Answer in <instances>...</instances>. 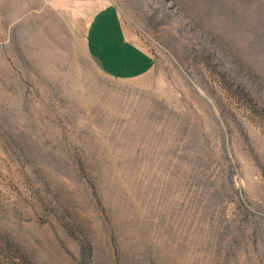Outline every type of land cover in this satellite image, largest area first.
I'll use <instances>...</instances> for the list:
<instances>
[{
	"label": "rangeland",
	"instance_id": "rangeland-1",
	"mask_svg": "<svg viewBox=\"0 0 264 264\" xmlns=\"http://www.w3.org/2000/svg\"><path fill=\"white\" fill-rule=\"evenodd\" d=\"M0 264H264V0H0Z\"/></svg>",
	"mask_w": 264,
	"mask_h": 264
},
{
	"label": "crops",
	"instance_id": "crops-1",
	"mask_svg": "<svg viewBox=\"0 0 264 264\" xmlns=\"http://www.w3.org/2000/svg\"><path fill=\"white\" fill-rule=\"evenodd\" d=\"M114 16L112 14V9H110L109 7H105L103 8V11L99 14V16L97 17V19L94 20V23H93V28L91 29V33H90V43L92 44L94 39H96V32L94 33V31H97V29H100L101 28V33L103 35V38L102 40L105 41L108 39L109 41V37H110V27L112 25V20H113V17ZM97 25H99L100 28H95ZM92 41V42H91ZM106 42V41H105ZM105 44V43H104ZM101 47H104L102 46V44H100ZM110 65V63H109ZM112 65V64H111ZM112 68V67H111Z\"/></svg>",
	"mask_w": 264,
	"mask_h": 264
}]
</instances>
